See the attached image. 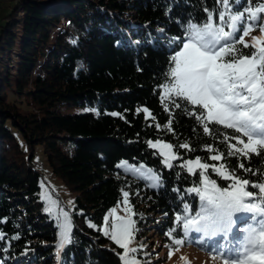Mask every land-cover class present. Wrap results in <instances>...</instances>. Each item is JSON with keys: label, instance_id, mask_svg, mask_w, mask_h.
Listing matches in <instances>:
<instances>
[{"label": "trees", "instance_id": "obj_1", "mask_svg": "<svg viewBox=\"0 0 264 264\" xmlns=\"http://www.w3.org/2000/svg\"><path fill=\"white\" fill-rule=\"evenodd\" d=\"M11 1L10 11L0 19V221L7 218L0 222V231L6 233L0 241V260L122 264L117 255L122 249L98 230L105 213L121 201L122 189L132 193L136 240L147 245L140 259L164 264L155 248L161 244L160 252L176 249L174 238L218 255L211 249L219 237L194 231L185 236L182 225L174 238L166 235L178 227L174 217L185 215L183 203L190 204L189 214L199 211L198 196L183 191L198 175L179 168L181 160L172 161V169L165 167L159 152L147 144L156 139L174 145L188 140L197 151L179 149L185 159L206 157L210 154L203 147L216 146L182 109L175 110L174 132L164 129L169 113L160 99L188 21L202 23L204 8L213 7L214 0ZM145 107L155 120L145 118ZM210 127L232 134L222 126ZM219 147L226 151V145ZM39 151L50 173L74 195L72 238L62 250L57 224L40 197ZM121 162L124 166L118 167ZM230 163L238 161L232 157ZM251 163L256 169L259 158ZM142 165L160 176L163 187H150L149 180L131 171ZM177 187L180 193L173 190ZM241 215L251 214H237ZM89 222L97 228H90ZM246 226L238 222L237 229ZM17 234L20 238L11 240ZM236 235L241 236L238 230Z\"/></svg>", "mask_w": 264, "mask_h": 264}, {"label": "snow or ice", "instance_id": "obj_2", "mask_svg": "<svg viewBox=\"0 0 264 264\" xmlns=\"http://www.w3.org/2000/svg\"><path fill=\"white\" fill-rule=\"evenodd\" d=\"M204 12L206 16L202 23L188 21L186 38L179 40L181 46L171 57L169 72L165 75L169 82L162 85L160 99L164 111L169 113L164 129L174 132L175 110L182 109L183 114L195 118L203 133L211 137L216 146L207 144L203 147L202 150L210 154L206 157L196 155L194 159H185L179 149L197 151L188 140L175 145L162 139L147 141L150 148L159 150L165 167L172 169V161L181 160L179 168L186 169L192 176L198 175L193 186L183 191L198 196L199 211L191 215L190 204L183 203L185 215L174 217L178 227L170 229L166 235L174 238L182 225L185 236L194 231L219 237L220 242L211 250L223 259V264H264V2L214 0L213 7H205ZM256 30L260 35H251L250 43L246 42L244 38ZM174 42L175 39L170 41ZM247 49L250 51H245ZM179 101H183V105ZM142 111L146 119L155 120L147 107ZM210 126H222L225 130H232V134ZM155 127L157 130L162 128L160 123ZM219 145H226V151ZM232 157L237 159L236 165L230 163ZM253 157L259 158L256 169L252 167ZM205 160L218 164L202 162ZM244 161L248 162L247 167ZM142 169L143 165L131 171L144 177ZM247 174L258 179L252 180ZM146 178L156 181L150 187H163L160 176L153 169L147 170ZM218 179L229 183L221 186ZM173 190L182 191L179 187ZM254 190H258V195ZM121 191L125 216H118L116 208L111 209L112 222L109 223V217L105 216L103 227L98 230L123 250L117 253L122 264H149L148 260L138 256L147 245L136 240L139 229L133 219L137 213L129 199L132 193ZM41 199L48 198L42 195ZM183 199L182 195V202ZM45 211L56 220L60 237L58 248L62 250L72 238L70 213L58 205L54 213L51 204ZM249 220L253 223H247ZM238 222L247 226L237 229ZM88 226L97 228L91 222ZM237 230L241 236L236 235ZM5 238L6 233L0 231V241ZM19 238L17 234L11 240ZM184 242L180 238L173 239L176 246ZM8 247L3 251H8ZM0 264L4 262L0 260Z\"/></svg>", "mask_w": 264, "mask_h": 264}, {"label": "rangeland", "instance_id": "obj_3", "mask_svg": "<svg viewBox=\"0 0 264 264\" xmlns=\"http://www.w3.org/2000/svg\"><path fill=\"white\" fill-rule=\"evenodd\" d=\"M12 6V1L11 0H0V19L1 17L8 11H10ZM251 35H260L259 31H253L250 36L245 37V41L249 42L251 41ZM155 141V140H153ZM166 142V141H165ZM158 152L159 150L156 149ZM163 158V157H162ZM38 163H40L42 166L39 167L42 173V181H41V192H40V197L42 195L46 198L47 200L42 199L44 203V210L46 207L51 204L53 207V212H56L57 205L59 206L60 209L66 210L69 213L73 210V199L74 195L68 191V189L62 184V182L52 175L50 171L47 169V167L44 165V159L43 155L41 152H38ZM119 165L124 166V163L121 162ZM120 166V167H122ZM147 168L143 167L142 171L145 173L144 178L147 177ZM147 179V178H146ZM149 180V179H147ZM151 184H155V180H149ZM123 197L121 201H119L116 205L112 206L104 215L109 217V223L112 222V213L111 209L116 208V215L118 216H125V211L123 210V203H122ZM55 202V203H53ZM48 213V212H47ZM52 217V216H51ZM53 218V217H52ZM55 224L56 220L54 219ZM104 219L103 222L100 226V228L103 227ZM99 228V229H100ZM59 231V229H58ZM102 235L103 232L100 231ZM105 236V235H104ZM109 238L108 236H106ZM110 239V238H109ZM58 240L60 243V237H59V232H58ZM111 240V239H110ZM112 241V240H111ZM113 242V241H112ZM162 245L159 244L157 248H155V252L159 254V256L163 259L164 264H223V259L219 257V255H212V254H207L204 252H200L199 250L195 249L192 246H185V245H180L176 249L173 250H168V251H161ZM123 250H121L122 252ZM172 253L171 256H169V253ZM215 256V258H214Z\"/></svg>", "mask_w": 264, "mask_h": 264}]
</instances>
